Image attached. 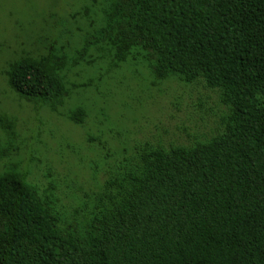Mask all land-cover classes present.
<instances>
[{
	"label": "trees",
	"instance_id": "obj_1",
	"mask_svg": "<svg viewBox=\"0 0 264 264\" xmlns=\"http://www.w3.org/2000/svg\"><path fill=\"white\" fill-rule=\"evenodd\" d=\"M71 2L72 24L50 14L44 53L7 62L21 100L59 113L72 71L139 61L157 81L204 84L229 111L206 141L135 147L72 218L54 184L4 163L18 148L0 118V264H264V0ZM86 118L81 106L68 115Z\"/></svg>",
	"mask_w": 264,
	"mask_h": 264
},
{
	"label": "rangeland",
	"instance_id": "obj_2",
	"mask_svg": "<svg viewBox=\"0 0 264 264\" xmlns=\"http://www.w3.org/2000/svg\"><path fill=\"white\" fill-rule=\"evenodd\" d=\"M63 1L58 3L62 9H52L47 1L0 0V118L14 123L18 148L4 163L20 162L28 179L42 190L54 184L72 218L135 147L206 141L223 130L229 110L220 103L219 93L204 84L157 81L139 61L114 71H108L107 65L72 71L68 81L77 88L59 113L21 100L8 88L3 70L24 51L45 52L37 42L53 34L49 31L55 21L50 14L56 20L74 22L73 0H65L67 5ZM80 106L87 118L83 125H75L68 115ZM0 137L6 140L1 124Z\"/></svg>",
	"mask_w": 264,
	"mask_h": 264
}]
</instances>
